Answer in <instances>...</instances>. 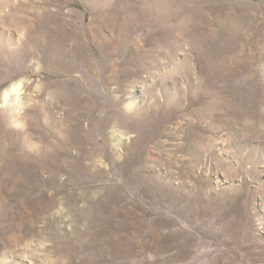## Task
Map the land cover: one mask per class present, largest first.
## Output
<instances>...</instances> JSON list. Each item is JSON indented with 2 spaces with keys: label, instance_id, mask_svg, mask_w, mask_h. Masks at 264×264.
<instances>
[{
  "label": "rangeland",
  "instance_id": "rangeland-1",
  "mask_svg": "<svg viewBox=\"0 0 264 264\" xmlns=\"http://www.w3.org/2000/svg\"><path fill=\"white\" fill-rule=\"evenodd\" d=\"M8 4L0 264H264V0Z\"/></svg>",
  "mask_w": 264,
  "mask_h": 264
},
{
  "label": "bare ground",
  "instance_id": "bare-ground-1",
  "mask_svg": "<svg viewBox=\"0 0 264 264\" xmlns=\"http://www.w3.org/2000/svg\"><path fill=\"white\" fill-rule=\"evenodd\" d=\"M13 2H16L17 0H12ZM19 1V0H18ZM21 8V7H20ZM11 9H12V6L10 5V4H8V5H6V6H3V7H1L0 8V15H2V13H4V12H7V13H9L10 14V12L9 11H11ZM13 13V12H12ZM10 16V15H9ZM11 19V18H10ZM9 19V20H10ZM8 27V26H7ZM4 30V29H3ZM1 37V36H0ZM0 40H1V38H0ZM3 40L6 42V40H5V38H4V36H3ZM9 41V40H8ZM1 43L2 44H0V49L1 48H3V44H4V42H2L1 41ZM5 45V44H4Z\"/></svg>",
  "mask_w": 264,
  "mask_h": 264
}]
</instances>
